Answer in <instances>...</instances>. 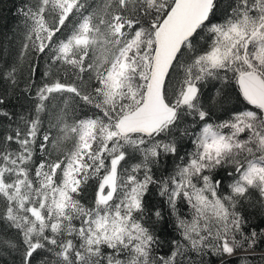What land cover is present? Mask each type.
<instances>
[{
  "label": "snow or ice",
  "instance_id": "1",
  "mask_svg": "<svg viewBox=\"0 0 264 264\" xmlns=\"http://www.w3.org/2000/svg\"><path fill=\"white\" fill-rule=\"evenodd\" d=\"M17 11L21 56L47 57L44 76L71 65L74 80L36 83L30 65L34 112L0 107V264H254L264 230L246 231L241 209L255 192L264 210V0H31ZM19 71L0 55V81L17 85ZM60 97L54 135L41 113ZM153 196L162 204L149 208ZM169 216L180 239L159 256Z\"/></svg>",
  "mask_w": 264,
  "mask_h": 264
},
{
  "label": "trees",
  "instance_id": "2",
  "mask_svg": "<svg viewBox=\"0 0 264 264\" xmlns=\"http://www.w3.org/2000/svg\"><path fill=\"white\" fill-rule=\"evenodd\" d=\"M31 0H0V55L3 56L5 60H9L16 63L20 69L18 72V84L12 85L6 81H0V96L5 99V104L0 106L3 110L16 114L17 119L20 116H26L34 112L36 97L33 95H28V88L26 85L32 81L36 83L47 81L53 77L60 79L62 81H72L74 80L73 69L71 65L61 66V71L56 73L55 71L49 72L48 76H44L48 70L47 57L40 58L37 54L25 52L21 56V46L27 42L26 41V29L23 21V17L18 14V9L30 3ZM101 0H93V3H100ZM51 22V17L48 18ZM39 65L38 72L32 81L29 79V66ZM66 69V70H65ZM78 71V70H76ZM71 96V94H64V97ZM64 97H60L55 104H49L48 109L41 113V119L43 121L44 129L49 128V124L53 125V134L59 133L60 128L63 127L62 123H58L60 120V109L64 107L62 101ZM47 103V102H46ZM235 97L232 98L230 105H235ZM250 107V106H249ZM65 121L71 123V118L66 117ZM14 126V125H13ZM9 127V124L4 121H0V132L5 131ZM242 138H246V134H241ZM73 139L69 136L67 139L61 138L58 144L50 146V151H52L53 156H59L63 152L69 150L72 146ZM39 156V153H36ZM218 174H222L218 170ZM231 178L227 179L223 183V190L227 194V185L230 183ZM92 191L89 190L87 196L91 197ZM258 196L253 192L248 201L244 203V207L241 211L246 215L248 224L246 226V231L249 229H255L256 231L264 230V210L261 209L258 204ZM157 205L158 207L162 204V201L158 196H153L148 200V206L151 208L152 205ZM178 211L181 217L190 219L191 213L189 206L186 202L178 200L177 202ZM166 210V206H165ZM169 223L165 228L159 230L158 235L161 240V245L157 249L156 254L159 256H166L170 253L172 248L171 241L173 239H180L179 232L176 229L175 217H168ZM10 238L8 234L0 230V240ZM264 252V240H261L256 245V249L253 253L254 264H260V256ZM209 264H218L215 257L209 259Z\"/></svg>",
  "mask_w": 264,
  "mask_h": 264
}]
</instances>
